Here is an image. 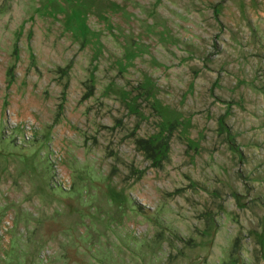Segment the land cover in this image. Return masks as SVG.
<instances>
[{
	"label": "rangeland",
	"instance_id": "rangeland-1",
	"mask_svg": "<svg viewBox=\"0 0 264 264\" xmlns=\"http://www.w3.org/2000/svg\"><path fill=\"white\" fill-rule=\"evenodd\" d=\"M0 264H264V0H0Z\"/></svg>",
	"mask_w": 264,
	"mask_h": 264
}]
</instances>
